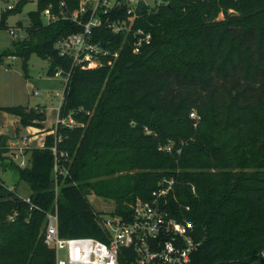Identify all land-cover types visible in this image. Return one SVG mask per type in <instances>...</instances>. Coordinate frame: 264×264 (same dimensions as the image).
Segmentation results:
<instances>
[{"label": "trees", "instance_id": "1", "mask_svg": "<svg viewBox=\"0 0 264 264\" xmlns=\"http://www.w3.org/2000/svg\"><path fill=\"white\" fill-rule=\"evenodd\" d=\"M29 2L0 13V28ZM80 2L36 0L24 38L0 52V64L22 59L25 77L37 54L48 76L67 79L55 132L25 149V167L0 135V166L16 168L33 204L0 179V264H55L42 237L55 204L61 236L103 240L90 195L113 199L114 214L129 219L130 205L171 177L169 208L201 241L192 264H264V0H161L132 20L121 4L93 29V42L110 51L93 68L56 47L83 31L70 18ZM46 9L57 18L44 21ZM116 21L131 31L114 33ZM138 30L151 38L134 52ZM0 109L19 117L17 135L46 120L43 107ZM69 116L76 125L61 124Z\"/></svg>", "mask_w": 264, "mask_h": 264}, {"label": "built area", "instance_id": "2", "mask_svg": "<svg viewBox=\"0 0 264 264\" xmlns=\"http://www.w3.org/2000/svg\"><path fill=\"white\" fill-rule=\"evenodd\" d=\"M16 1L18 3L19 0ZM134 2V0H81L79 8L70 18L82 24L83 31L60 40L56 44L60 54L71 56L82 68L103 65L102 57L109 55L110 51L93 42V29L104 23L101 15L108 14L121 4H126L128 11L133 13ZM156 3L159 5L161 0H156ZM15 6L16 4L9 0H0V13ZM87 12H90L88 20L81 23L80 17ZM43 15L47 22L57 18L50 9H46ZM61 15L66 17L64 13ZM109 27L116 34L131 31L130 25L124 22H112ZM10 33L14 34V31L10 30ZM150 38V34H145L141 30L134 32V52H138L143 42H149ZM117 56L118 53H114V57ZM191 117L198 118L195 112L191 113ZM61 124L72 127L76 122L69 116L62 119ZM146 132L150 133L149 130ZM18 149L21 153L26 147L19 146ZM167 149L170 150V147ZM19 165L25 167L26 163L22 160ZM175 184L176 180L173 177L160 181L148 199H137L130 205L129 219L122 216L113 220L100 218L99 222L105 231L103 240L94 237L61 236L55 204L54 210L46 215L42 232L44 244L55 253V264H192L193 252L201 245V241L196 240L194 236L193 222L184 217L178 219L169 208L168 198L174 194ZM58 188L56 181V194ZM9 191L13 192V189ZM17 196L33 205L30 196ZM186 209L189 210V206H186ZM262 255L264 256V252Z\"/></svg>", "mask_w": 264, "mask_h": 264}, {"label": "rangeland", "instance_id": "3", "mask_svg": "<svg viewBox=\"0 0 264 264\" xmlns=\"http://www.w3.org/2000/svg\"><path fill=\"white\" fill-rule=\"evenodd\" d=\"M151 2L153 5V0H146ZM9 2L17 4L16 0H9ZM156 2V1H155ZM36 9V0H31L24 9L16 14L10 15L7 19V28H0V52L6 50L14 49V43L18 40L23 39V36L26 35V28L29 26V18L28 13ZM47 19L44 18V21ZM14 31V34L10 33V30ZM0 67L1 64H0ZM5 67L7 71L5 70ZM1 69V68H0ZM2 72H0V78L2 74L5 76L4 82L0 85V101H4L5 105L9 106H28L34 105L35 103H39L44 101L45 111H46V128H51L55 126V122L59 120L57 119V114L59 111L60 100L62 96L63 82L64 78L62 76H56V78L52 79L48 76V61L44 58H41L37 54H33L29 61L28 73L29 77L26 78L24 76V72L22 69V59L19 56H13L5 58L4 66L2 67ZM43 78V80H47L48 78L52 79L55 84H48V89L43 88L42 84L40 86H36L40 89V95L30 94L29 90H32L27 80L30 78ZM1 80V79H0ZM1 104V103H0ZM56 122V125H57ZM23 134H26L23 133ZM24 160L22 155H18L14 159V163L19 165L20 162ZM1 178L4 182V185L11 189L12 185H16L19 183V175L16 168H12L10 166L4 168L1 172ZM22 186L26 189H21L22 187H18L17 191L22 194L28 195L31 190L25 182H21ZM89 202L92 206L94 212L103 220H113L118 215L114 214L116 202L113 199L106 198L99 195H90L88 197ZM62 257V253H61Z\"/></svg>", "mask_w": 264, "mask_h": 264}, {"label": "crops", "instance_id": "4", "mask_svg": "<svg viewBox=\"0 0 264 264\" xmlns=\"http://www.w3.org/2000/svg\"><path fill=\"white\" fill-rule=\"evenodd\" d=\"M134 1L135 2L133 3V17H132V19L136 16H140L152 4L151 3L152 1L151 2H148L146 0H134ZM155 1L156 0H153V2H155ZM24 36H23V38H24ZM48 65H49V63H48ZM1 66L3 67L4 64H1ZM2 67H0L1 68L0 72H2V70H3ZM7 69H8V67L7 68L5 67L6 71H7ZM56 76H61V75L59 72H57L55 76H49V77L54 79V78H56ZM28 77H29V73H28ZM28 77H26V78H28ZM50 78H48L47 80H43V78L40 77V78H30L29 80H27L28 84L31 87H34V88H32V90H29L30 94L40 95L41 91L38 87H36V86H40V84H42V87L46 88V89L49 88V87H47L48 84H55V83H52L55 81H53ZM63 78H64V81H61V82H63V89H62L63 91H62V96H61V100H60V106L62 103V97H63V93H64L66 83H67V79L65 77H63ZM0 79H1L0 85H4V84H2L4 82L3 79H5V76L3 74H2V77ZM0 103H1L0 107L9 106V105L3 104V103H5L4 101H0ZM60 106H59V111L57 114V119L59 117ZM28 107H32V108L43 107V109L45 110L44 101H42V100H41V102H39V103L37 102L34 105H31V104L28 105ZM45 122H46V120L42 122L41 127H36V126H29L26 128L21 127L20 134L17 135L16 129L19 126V117L0 109V135H6L9 137L8 146L10 148V152L8 154L13 157V160L18 155H22V157H24L25 163H27V159H28L29 154H25L24 151L20 153V151L18 149L19 146H24V147H26V149L42 148L44 146L47 134L55 132L57 120L55 122V126H53L51 128H49V127L46 128ZM25 132H26V134H23ZM24 138H26V139L23 142ZM2 170L3 169L1 168V172H2ZM1 180H2V178H1ZM21 182H24V181L19 179V183H17L15 186L14 185L11 186V189H13L14 194L19 195V196H30L32 191L28 195L22 194L21 192L17 191L18 187H22L21 189H26L22 186Z\"/></svg>", "mask_w": 264, "mask_h": 264}]
</instances>
